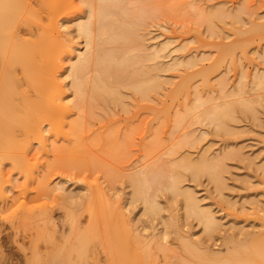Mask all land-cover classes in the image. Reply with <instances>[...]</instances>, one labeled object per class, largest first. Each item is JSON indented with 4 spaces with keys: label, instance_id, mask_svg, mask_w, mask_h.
Listing matches in <instances>:
<instances>
[{
    "label": "rangeland",
    "instance_id": "1",
    "mask_svg": "<svg viewBox=\"0 0 264 264\" xmlns=\"http://www.w3.org/2000/svg\"><path fill=\"white\" fill-rule=\"evenodd\" d=\"M75 3L77 8H67L59 21L63 25L59 32L69 40L68 51L73 56L71 46L82 49L83 45L82 37L74 31V23L85 9L80 0ZM122 9L126 12L123 18L128 24L134 23L131 26L136 27L138 37L135 34L132 42L108 43L106 47L124 46L127 53L142 55L150 52L158 41H169L164 51L167 56L161 58L162 66L158 65L157 71L149 70L155 62L142 63L145 65L142 69L157 74L161 83L150 91L148 99H142L128 85L138 75L127 73L123 83L115 84L119 93L114 96L116 100L104 94L106 98L99 99V104L84 105L82 111L70 106L68 124L63 126L70 142L64 135L56 137L48 132L45 137L48 152L33 144L29 168L33 169L35 180L26 190L22 186L24 177L5 161V177L11 185V191L5 193L8 204L0 199V261L5 264H22L24 253L30 254V242L32 246L35 242L43 253L62 251L64 257H59L64 264H83L75 251L67 255L63 250L76 245L71 237L72 221H76L79 230L88 226L90 194L86 184L88 191L95 184L103 188L111 205L119 207L125 220L134 223L133 228L146 226L148 229L140 231L143 237L157 231L165 234V240L161 241L163 248L155 245L147 248L151 261L147 259L144 264H201L186 255L180 235L197 239L210 252L223 257L232 246L230 237L244 242L264 230V83L261 86L252 83L256 72L264 78V0H123ZM256 25L257 30L253 29ZM25 37L34 38L29 34ZM189 57L195 60L193 67L172 63L173 58ZM68 61L66 53L63 66ZM205 76L208 84L203 83ZM188 78L187 87L184 83ZM67 82L68 79L60 80L64 93L71 91ZM237 82L243 92L233 96L230 93L237 90ZM32 85L24 86L30 95L34 93ZM220 91L230 93H222L228 95L223 98ZM198 93L202 100L212 97L214 101L211 100L210 106L205 103L202 108H195ZM236 98L251 109L242 107ZM224 101L230 107L231 117L224 118L222 128L198 117L202 109ZM186 111L191 113L186 115ZM73 120L79 124L70 127ZM202 156L220 160L213 169L214 178L203 170L194 173L183 167L185 157L197 162ZM149 170L157 176L149 191L155 192L161 204L160 215L143 211L139 200L130 201L131 176ZM174 173L181 176V185L194 193L202 208L216 216L219 225L212 233L204 231L195 217L185 213L182 197L160 189L162 182ZM39 181L47 191L38 187ZM57 186L66 188L65 192L54 188ZM70 189L76 195L74 198L67 197ZM21 200L31 208L30 218H24L17 208ZM5 205L11 206L5 210ZM13 210L17 213L10 217ZM45 220L49 221L48 228L43 226ZM93 225L97 232L87 245V263L122 264L108 222L98 219ZM54 243H61L62 247L57 249ZM21 244L28 249L22 250Z\"/></svg>",
    "mask_w": 264,
    "mask_h": 264
},
{
    "label": "bare ground",
    "instance_id": "2",
    "mask_svg": "<svg viewBox=\"0 0 264 264\" xmlns=\"http://www.w3.org/2000/svg\"><path fill=\"white\" fill-rule=\"evenodd\" d=\"M80 1L85 6L84 15L80 14L77 17L74 23V31L76 35L82 37L83 45L82 49L77 46H71L75 51L73 56L68 51L69 40L59 32L60 27L63 26L59 21L62 17L60 15L67 8H77L75 0H0V199H5L7 201L6 204H8V197L5 193L11 191V185L9 184V178L5 177V161H8L11 167L24 177L22 186L26 190L28 185L35 180L34 171L29 168L31 163L29 153L33 144L39 146V150L44 153L48 152L45 142L46 133L48 132H51L56 137L59 134L64 135L70 142L71 139L67 136L68 132L63 130V126L68 124L66 119L71 112L70 106H73L77 111H82L84 105L99 104V99L106 98L104 94L112 95V100H116L114 96L116 94L119 95V93L115 88V84L123 83L127 73L138 75L128 85L142 99H148L149 93L157 89L161 83L159 76L157 74H149V70L157 71L160 68L158 65L162 66L159 62L161 58L167 56L164 51L170 42L167 40L158 41L152 46L150 52H143V54L141 53L142 55L133 51L127 53L124 46L106 47L108 43L124 45L134 40L136 30L134 25L131 26L134 23L129 21L128 24L123 18L126 15V12L122 9L123 0ZM238 18L240 17L238 16ZM257 28V25L253 26V29L257 30ZM235 31L241 34L238 28ZM27 34L34 38H26L25 35ZM138 49L140 50L141 48ZM66 53H68L69 61L65 67L63 66V57ZM146 60L155 62L148 71L142 69L145 66L142 63ZM194 61L190 57L183 60L173 58L172 63L174 66L184 64L188 67H193ZM137 64L139 67L135 69L134 65ZM130 67H133V70H129ZM261 75L258 72L254 74L252 83L255 86L263 85L264 78ZM240 77H243V75ZM61 79H68L67 84L69 83L71 88L70 93H64L60 83ZM189 80L190 78L185 83L182 81L181 84L183 85L184 83L187 86L190 82ZM207 82L208 79L205 76L203 83L206 84ZM31 83L34 87L33 95H30L32 94L29 92L30 90L27 89V93L26 89H24L29 84L31 86ZM237 84L239 83L237 82ZM241 92H243V88L239 84L237 90L231 93L220 91V95L226 98L228 95H224L225 93L240 96ZM73 97L79 99H73ZM194 100L195 108L201 107L205 103L210 106V103L214 101L212 97L202 100L199 97V93ZM237 101L245 109H251L247 104L241 102L242 100L238 99ZM222 104H213L209 108L205 106L207 109H202L198 117H202V121L210 123L215 128H222L224 118L229 117L231 113L226 101L222 102ZM189 111H192V109ZM188 112L186 111V115L191 113ZM75 124H79V121L73 120L69 123L70 127ZM186 157L188 158V156ZM186 157L183 160L185 161L183 167L190 169L194 173L203 170L214 178L213 169L220 164L219 159L211 161L206 156H202L197 162L192 161V163ZM141 171H138L139 173L132 175L130 178V201L139 200L143 211L158 215L162 209L160 207L161 204L158 202L155 192L150 193L149 191L151 184L156 182L157 176L150 170ZM167 178L162 184L159 183L161 184L160 189L163 187L162 189H167L172 195L182 197L185 213L195 217L204 231L212 233L219 225L216 216L210 210L202 208L194 193L181 185L182 178L179 174H170ZM42 183V181H39L38 187L42 191H47L48 189H45ZM85 187L89 188L87 184ZM54 188H61L64 192L66 190L62 186ZM87 189V193L90 194L87 209L89 215L88 226L84 230H79L78 226L75 225L76 221H72L70 226L71 237L76 245L67 247L63 251H66L67 255H69V252L75 251L80 260L83 261V264H89L86 259L88 256L87 245L96 237L97 232L93 223L97 222L98 219L100 221L103 219L108 222V227L112 230L116 239L122 264H144L147 259L150 262L151 255L147 248L153 245L157 248H163L161 241L165 240V234H162L161 231L154 233L152 230L153 233L149 237H143L140 231L147 227L143 225L139 228L138 225H135L133 228L134 223L130 224L125 220L124 213L119 207L111 205V201L103 188L95 184L90 187L89 191ZM75 196L73 189L68 190L67 197L74 198ZM87 197H89L88 194ZM24 199L26 200L27 198L24 197ZM25 200H21L20 207L17 208H19L24 218H30L32 211H30L31 208L28 207L27 200ZM10 206L5 205L3 207L7 210ZM41 206H44V204ZM17 208L15 209L17 210ZM16 210L11 211L9 216L15 217L16 214L14 212L17 213ZM70 218L73 219V216L71 215ZM262 219L264 222V216ZM48 223L49 221L46 220L43 222L44 228H48ZM13 240L16 242V239ZM196 240L189 239V236L180 235V244L188 253L186 255L198 259V263L264 264V230L260 235L250 237L244 242L236 241L234 237H230L228 241L232 246L223 257L214 254L212 251L210 252L200 241ZM64 242H66V239H64ZM163 242L165 243V241ZM60 244H55L57 249ZM19 246L24 247L23 244ZM37 246L35 242L33 246L30 242L28 248L31 255L29 254L28 256L24 253L22 264H55V261L61 259L62 255L60 253L62 251L52 250L53 252H50L49 250V253H43L39 250L40 247L38 246V249ZM1 247L0 242V249ZM28 248L24 247L21 249L26 250ZM139 248L143 250L141 251ZM188 258L190 259L191 257ZM0 259H2V256H0ZM63 261L60 260L58 264H62ZM0 264L5 263L0 261Z\"/></svg>",
    "mask_w": 264,
    "mask_h": 264
}]
</instances>
